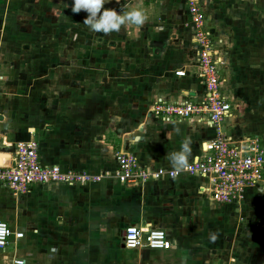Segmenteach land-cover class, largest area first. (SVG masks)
I'll return each instance as SVG.
<instances>
[{
    "label": "crops",
    "instance_id": "obj_1",
    "mask_svg": "<svg viewBox=\"0 0 264 264\" xmlns=\"http://www.w3.org/2000/svg\"><path fill=\"white\" fill-rule=\"evenodd\" d=\"M176 2L182 10L179 17L190 23L184 0ZM203 3L207 16L215 12L208 26L226 60L223 87L233 105L232 114L222 129L242 139L254 134L253 138L264 144V128L259 120L262 117L250 112L253 108L260 114L264 112L261 102L264 98V0H203ZM12 7L13 0H0V32L9 29V25L3 23L12 16ZM189 25L191 33L193 27ZM186 45L189 47L187 61L177 62L169 71L168 79L172 77L173 83L161 89L164 96L181 99L186 94L204 91L195 72L194 34ZM4 62V57L0 56V68L7 82L10 76ZM180 68H187L188 74L176 76L175 71ZM16 95L5 98L9 121L4 114L6 120L3 119L1 130L7 141L0 148L13 151L16 142L35 138L34 130L41 133L42 161L63 168L113 171L118 151L135 153L144 166L173 168L166 154L179 150L183 139L191 141L189 162L201 153L202 143L215 134V127L207 122L164 121L151 116L148 119L155 123V139L163 143L162 149L155 148L151 142L146 147L145 139L136 149H131L125 142L121 144L122 140H114L111 134H103L104 122L93 115V108L87 113L83 107L72 106L67 107L66 113L53 110V113L62 112L60 116L42 115L37 120L32 115L29 123L21 116L19 121L15 112L20 96ZM239 97L245 98L247 107L240 103ZM49 123H54V128L44 129ZM172 146L176 147L172 149ZM157 150L163 151L162 154H156ZM205 186L206 178L189 174L138 184L106 177L99 183L39 185L21 194L0 185V219L10 224L13 233L9 246L0 249V264H9L14 258L24 259L25 264H92V236L103 242L99 264H264V236L259 248L253 250L247 234L251 226H257L264 217V192L258 191L264 183L248 188L238 204L215 202ZM18 213L20 224L16 218ZM30 224L34 227H24ZM146 225L165 229L170 246L166 249L125 248V229L129 226L146 228ZM20 228L24 234L15 235ZM78 231L85 234L84 241ZM253 233L257 235V229L254 228ZM79 240L83 243L78 246ZM82 245L84 248L90 245V248L82 250Z\"/></svg>",
    "mask_w": 264,
    "mask_h": 264
},
{
    "label": "rangeland",
    "instance_id": "obj_2",
    "mask_svg": "<svg viewBox=\"0 0 264 264\" xmlns=\"http://www.w3.org/2000/svg\"><path fill=\"white\" fill-rule=\"evenodd\" d=\"M71 4L72 0H13L12 16L3 23L9 29L0 32V56L4 57L10 76L7 82L1 79V116L5 120L7 116L9 121L5 98L16 94L20 97L15 115L19 121L23 116L28 123L32 115L39 119L42 115L49 118L52 114H63L53 110L66 113L67 107L78 106L88 113L93 108V115L104 122V131L101 123L100 128L93 125L100 135L102 131L111 134L114 140H122L120 143L125 142L131 149H136L143 139L146 147L151 142L155 148L162 149L163 143L155 139V123L148 118H155L152 108L155 100L164 96L161 89L173 83L172 77L168 79L169 71L177 62L187 61L186 44L194 34V30L188 31L193 23L191 16L190 23L179 17L182 10L176 0H109L105 8L117 11L129 5L142 8L147 20L142 26L129 25L119 32L103 34L91 32L83 24L87 13L83 10L73 13ZM214 13L206 14L207 26ZM243 100L239 97L241 104L245 103ZM261 100L264 104V98ZM250 112L262 117L259 120L264 128V112L260 114L254 108ZM53 128L54 123L44 127ZM33 136L40 142L41 133L33 130ZM253 137L254 134L250 135ZM16 218L20 224V213ZM24 227L31 229L34 225ZM254 228L257 235L252 234ZM263 228L264 217L257 226H251L247 233L252 240L251 249L259 248ZM20 233L24 234L21 228L15 235ZM78 233L84 241L85 234ZM92 238V264H99L103 242L96 236ZM83 241H77L78 246ZM89 248L90 245L81 246L82 250Z\"/></svg>",
    "mask_w": 264,
    "mask_h": 264
},
{
    "label": "built area",
    "instance_id": "obj_3",
    "mask_svg": "<svg viewBox=\"0 0 264 264\" xmlns=\"http://www.w3.org/2000/svg\"><path fill=\"white\" fill-rule=\"evenodd\" d=\"M193 20L194 42L197 50L196 74L204 91L186 94L181 99L168 96L155 100L152 114L159 120H195L215 127L214 137L204 141L201 153L179 171L162 166H144L139 157L129 151L116 153V169L91 172L77 167L63 168L59 164L42 161L40 142L35 138L18 141L10 158L0 163V185L17 194L27 193L39 185H78L99 183L106 177H114L126 183H144L162 178H177L181 174L200 175L206 178L205 191L219 204H238L250 187L264 183V144L258 138H237L223 131V123L232 114L233 105L224 90L223 68L226 64L214 33L206 25L203 0H184ZM187 68L175 71L176 76H186ZM3 78L0 68V87ZM4 79V78H3ZM0 146L7 138L1 130ZM10 224L0 219V249L11 243ZM123 246L129 250L138 248L166 249L170 246L169 235L163 228L129 226L123 234ZM22 258H14L9 264H25Z\"/></svg>",
    "mask_w": 264,
    "mask_h": 264
},
{
    "label": "clouds",
    "instance_id": "obj_4",
    "mask_svg": "<svg viewBox=\"0 0 264 264\" xmlns=\"http://www.w3.org/2000/svg\"><path fill=\"white\" fill-rule=\"evenodd\" d=\"M108 2L109 0H72L71 9L73 13L82 10L87 13L83 24L94 33L110 34L129 25L145 24L147 15L142 8L129 5L127 9L117 11L115 8H105L104 5ZM190 143V138H185L181 141L179 150L166 154L170 165L177 171L187 166L191 154ZM258 191L264 192V186Z\"/></svg>",
    "mask_w": 264,
    "mask_h": 264
},
{
    "label": "bare ground",
    "instance_id": "obj_5",
    "mask_svg": "<svg viewBox=\"0 0 264 264\" xmlns=\"http://www.w3.org/2000/svg\"><path fill=\"white\" fill-rule=\"evenodd\" d=\"M6 154L0 153V163H4L5 160H8L10 156H4Z\"/></svg>",
    "mask_w": 264,
    "mask_h": 264
}]
</instances>
